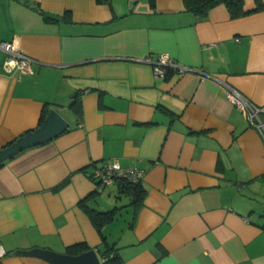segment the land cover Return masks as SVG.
<instances>
[{"label": "crops", "instance_id": "obj_1", "mask_svg": "<svg viewBox=\"0 0 264 264\" xmlns=\"http://www.w3.org/2000/svg\"><path fill=\"white\" fill-rule=\"evenodd\" d=\"M13 38L34 61L7 73L0 49V149L45 103L69 126L0 166V264H51L16 251L75 242L102 259L114 219L99 232L85 206L123 193L95 190L110 159L140 169L145 188L126 205L120 264H264V136L227 97L264 105V9L198 18L184 0H0V41ZM160 53L182 71L155 75L144 58Z\"/></svg>", "mask_w": 264, "mask_h": 264}, {"label": "built area", "instance_id": "obj_2", "mask_svg": "<svg viewBox=\"0 0 264 264\" xmlns=\"http://www.w3.org/2000/svg\"><path fill=\"white\" fill-rule=\"evenodd\" d=\"M0 49L5 53L2 63L5 72L11 73L15 70L20 74L31 72L34 58L19 48L16 38L1 40ZM144 61L152 65L153 72L157 76H165L169 68L174 71H182L176 61L167 53H160L155 59L147 56ZM227 97L242 112L249 123L264 136V105L251 102L232 87L227 88ZM92 176L96 181V190L101 191L106 185L119 179L133 183L141 181L142 171L138 168L124 167L117 159H110L96 167Z\"/></svg>", "mask_w": 264, "mask_h": 264}, {"label": "trees", "instance_id": "obj_3", "mask_svg": "<svg viewBox=\"0 0 264 264\" xmlns=\"http://www.w3.org/2000/svg\"><path fill=\"white\" fill-rule=\"evenodd\" d=\"M97 1L104 2L106 0H97ZM184 3L186 6V9L191 11L198 18H203L211 8L219 4H224L226 6L229 12V15L232 18L243 16L252 11H258L260 9H264V3H262L260 0L257 1L255 8H253L252 10H245L243 7L242 0H184ZM44 18L47 21L56 19L54 17H49V16H45ZM170 69L171 68H169L168 70ZM50 106H51V103H45L42 106L41 114H40L37 126H39L43 122ZM70 106L75 111H78V109H80V103L76 96H74L73 99L71 100ZM2 164L3 162L0 163V166ZM116 182L119 184L120 190L128 197L129 205L131 204V205L138 206L141 204L142 199L145 195V188L143 187L141 181L133 183V182L124 181V180L119 179V180H116ZM87 197L88 195L85 196L83 199H81L79 202H81L82 204V202ZM85 208H86V211L90 219L93 221V223L95 224L99 232H101L102 225L114 219L115 217L114 214H115V211L117 210L116 207L111 210H102V211L94 209L89 206H85ZM101 236H102V242H105L103 234ZM87 249H89V247L85 242H75V243L67 245L64 252L69 253V254H77ZM116 251H117V247H113V245L112 246L107 245V247L103 251L99 250V253L102 255L103 264H120L121 259L118 256Z\"/></svg>", "mask_w": 264, "mask_h": 264}, {"label": "water", "instance_id": "obj_4", "mask_svg": "<svg viewBox=\"0 0 264 264\" xmlns=\"http://www.w3.org/2000/svg\"><path fill=\"white\" fill-rule=\"evenodd\" d=\"M68 126V121L55 108H49L39 126L23 133L0 149V163L26 148L52 139L67 130ZM16 253L37 256L49 261L51 264H103V260L99 258L97 251L93 248L77 254L58 252L45 247L19 249Z\"/></svg>", "mask_w": 264, "mask_h": 264}, {"label": "rangeland", "instance_id": "obj_5", "mask_svg": "<svg viewBox=\"0 0 264 264\" xmlns=\"http://www.w3.org/2000/svg\"><path fill=\"white\" fill-rule=\"evenodd\" d=\"M108 196L109 195L105 192L103 199L105 200L106 197L107 200L105 204L107 205L101 207L102 210H111L115 207L117 208V210L115 211V217L112 221L111 227H103L105 229H103L102 234L104 236L105 242H102L99 247V250L101 251H103L107 247V245H113V247L121 245L119 240L121 230L124 228L123 225L128 222L131 216V209L129 206H126L129 202V199L124 193H120V195L117 193H110V198Z\"/></svg>", "mask_w": 264, "mask_h": 264}]
</instances>
